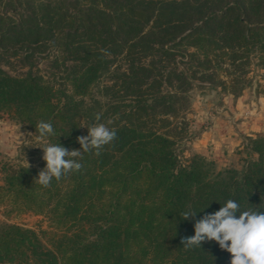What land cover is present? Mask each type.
<instances>
[{"label": "trees", "instance_id": "1", "mask_svg": "<svg viewBox=\"0 0 264 264\" xmlns=\"http://www.w3.org/2000/svg\"><path fill=\"white\" fill-rule=\"evenodd\" d=\"M11 59L22 70L3 69ZM254 66L264 69V0H0V117L34 134L50 122L48 142L68 150L97 113L117 132L49 187L35 181L43 159L2 164L4 213L45 216L58 233L0 223V264H230L215 241L185 250L181 238L229 199L264 212V131L221 167L179 146L192 81L237 99Z\"/></svg>", "mask_w": 264, "mask_h": 264}, {"label": "rangeland", "instance_id": "2", "mask_svg": "<svg viewBox=\"0 0 264 264\" xmlns=\"http://www.w3.org/2000/svg\"><path fill=\"white\" fill-rule=\"evenodd\" d=\"M11 61L12 64L3 65V69L11 74L22 70L14 59ZM178 66L188 70L182 61ZM40 69L43 73L49 70L45 62L40 64ZM251 75V86L237 99L224 93L219 86L192 81L190 109L186 116L189 131L179 146L184 159L198 153L217 161L218 166H224L226 158L234 156L246 135L264 131V69L254 66ZM42 146L27 125L0 117V185L3 163L27 165V160L29 165H37L43 156ZM4 212V205L0 203V223H16L37 231L45 229L58 233L45 216L32 212H12L9 215Z\"/></svg>", "mask_w": 264, "mask_h": 264}, {"label": "clouds", "instance_id": "3", "mask_svg": "<svg viewBox=\"0 0 264 264\" xmlns=\"http://www.w3.org/2000/svg\"><path fill=\"white\" fill-rule=\"evenodd\" d=\"M100 120L101 114L97 113L96 123L86 127L88 134L77 138L81 148L72 150L59 143L48 142L47 138L55 135L53 125L50 122H38L35 125L36 133L38 140L43 143L40 148L46 166L39 171L36 183L49 187L53 179L59 181L70 172H79L83 165L77 158L82 159L83 153L92 152L100 156L104 146L117 139L116 130L100 123ZM26 164L29 167L27 160ZM196 214L189 210L183 212L181 217L188 220L195 218ZM208 241H215L220 249L231 254L230 264H264V212L255 209L241 211L235 200H227L219 210L195 221L194 235L181 238L185 250L201 247L202 243Z\"/></svg>", "mask_w": 264, "mask_h": 264}]
</instances>
